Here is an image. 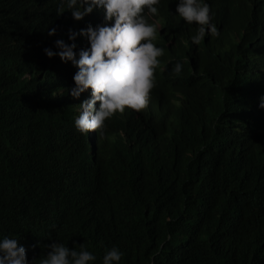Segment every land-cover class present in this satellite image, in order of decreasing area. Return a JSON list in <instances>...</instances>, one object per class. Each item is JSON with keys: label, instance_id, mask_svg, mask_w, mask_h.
<instances>
[{"label": "trees", "instance_id": "16d2710c", "mask_svg": "<svg viewBox=\"0 0 264 264\" xmlns=\"http://www.w3.org/2000/svg\"><path fill=\"white\" fill-rule=\"evenodd\" d=\"M204 2L219 35L196 45L179 0H160L154 109L100 136L75 127L92 98L70 94L78 68L44 51L63 39L78 59L90 40L70 30L97 24L66 0L63 15L61 0H0V240L84 244L90 264L113 247L119 264H264V0Z\"/></svg>", "mask_w": 264, "mask_h": 264}, {"label": "clouds", "instance_id": "9594fccd", "mask_svg": "<svg viewBox=\"0 0 264 264\" xmlns=\"http://www.w3.org/2000/svg\"><path fill=\"white\" fill-rule=\"evenodd\" d=\"M63 3L61 0L58 15L65 12ZM66 3L75 20L87 16L97 24L96 28L89 26L80 33L71 30L69 33L73 41L77 35L88 37L91 47L81 50L78 59L76 44L70 45L63 39L55 42L60 49L58 53L50 48L44 51L49 58L59 55L62 61H71L78 68L73 77L75 87L70 90L72 97L79 99L91 89L92 98L79 105L77 131L82 134L99 131L103 136L106 120L116 113L132 111L134 115L148 106L154 109L153 91L158 77L155 71L164 49L153 43L157 25L150 23L149 17L158 14L160 0H66ZM177 12L188 24L197 25L196 34L191 37L194 44L199 45L206 35H219L217 26L211 22L210 6L204 0H179ZM55 34V28L48 32L50 36ZM182 68V63H175L173 73L180 75ZM29 249L35 252L30 254ZM122 255L113 247L106 251L102 264H119ZM95 259L84 244L79 245V250L77 247L72 250L56 240L25 248L16 238L4 236L0 240V264H90Z\"/></svg>", "mask_w": 264, "mask_h": 264}, {"label": "rangeland", "instance_id": "374dc122", "mask_svg": "<svg viewBox=\"0 0 264 264\" xmlns=\"http://www.w3.org/2000/svg\"><path fill=\"white\" fill-rule=\"evenodd\" d=\"M138 115H140V114H138Z\"/></svg>", "mask_w": 264, "mask_h": 264}]
</instances>
